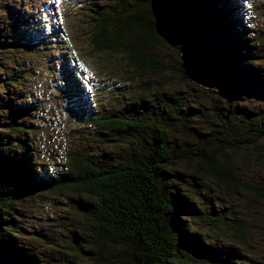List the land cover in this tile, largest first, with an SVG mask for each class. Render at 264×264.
<instances>
[{
    "label": "trees",
    "instance_id": "16d2710c",
    "mask_svg": "<svg viewBox=\"0 0 264 264\" xmlns=\"http://www.w3.org/2000/svg\"><path fill=\"white\" fill-rule=\"evenodd\" d=\"M112 2V11L99 2L91 6L85 37L93 54H120L131 74L123 81L144 80L148 93L131 112L84 119L105 133L111 154L79 148L68 154L64 172L45 176L38 154L31 155L38 122L32 120L34 105L17 89L23 73L7 74L1 62L16 51L50 46L31 16L9 8V21H0V264H264V224L260 231L252 228L264 219L258 211L255 218L243 217V206L264 209V31L248 41L249 29L228 0H185L184 27L207 32L217 51L205 88L215 106L194 124L183 114L204 116L200 100L183 106L187 100L177 90L146 86L168 70L154 55L164 42L149 0ZM8 27L21 30L11 42ZM36 74L28 68L27 81ZM69 76L63 84H77ZM209 183L219 190L214 197ZM54 198L65 201L69 221L62 215L41 231L28 227L37 203ZM226 198L239 207L218 209L216 201ZM193 217L202 220L196 218L200 230L207 222L206 233L193 228ZM27 236L29 249L20 240ZM239 245L251 250L245 253L249 263Z\"/></svg>",
    "mask_w": 264,
    "mask_h": 264
},
{
    "label": "rangeland",
    "instance_id": "374dc122",
    "mask_svg": "<svg viewBox=\"0 0 264 264\" xmlns=\"http://www.w3.org/2000/svg\"><path fill=\"white\" fill-rule=\"evenodd\" d=\"M112 1L0 0L1 22L9 21V8H14L18 13H24L23 15L31 16L35 23L31 25L37 31L43 32L42 35L46 37L45 45L50 46L49 49L39 45L36 50H28L27 48L23 52L16 51L14 52L16 56L10 54L7 61L1 62L6 73L11 69L21 70L23 73L24 82L19 84L17 89L21 90L22 95L25 94L28 97L26 103L29 106L34 105L32 106V120H36L38 124L35 123L32 129L31 139L34 141L35 149L31 155L35 158V155L38 154L39 160H41L43 167L38 169L41 176L64 172L63 166L68 164V154H72L79 148L89 150L90 147L91 152L95 154L99 151L111 154L110 148L112 149V146L108 145L112 144H108L105 133L93 128L84 122V119L95 118L110 112H131L137 108L133 104H137L139 99L143 97L142 95L148 93L143 90L144 80L136 78L133 81L131 78V81H123L122 78L131 77V74L125 67V61H120V54H116V52L114 54L106 52L93 54L87 37H85V31L89 29L88 25H90L88 14H90L91 6L99 2L105 9L112 11L115 9ZM226 5L230 9L235 7L239 10V14L235 18L237 20L240 18V25L249 29L251 36L248 37V41H253V38L257 39V33L264 31V0H228ZM26 9L27 11H25ZM39 9L44 11L45 16L43 18L38 17L41 13L38 12ZM190 29L192 28L185 30H187V35L190 32L192 35L187 40L185 39L179 47L170 48L163 41L164 45L159 46L154 51V55L164 61L169 71L167 70L165 74L156 77L155 80H149L150 82L148 81L146 86L152 90L158 88L164 91L177 90L187 100L183 106H194L197 99L200 100L202 107L206 108L204 116L197 114V117L194 118L195 112L190 111L183 114L189 117L191 115L192 118L189 119L195 124L198 120L201 122L210 115L213 112L212 107L215 106L211 96L213 92L207 91L205 88H207V79L210 75L208 73L212 69V66L208 64H216L217 51L211 46L213 40H207V32L199 33ZM19 33L21 30H13L8 27L6 36L9 39L7 40L11 42L10 38L18 36ZM260 40L264 42L262 37ZM260 45L262 44L260 43ZM31 51L36 52L38 57L33 55L24 57ZM28 68L30 71H36V79L30 78L27 81ZM69 75L74 77L73 82L77 84L71 85L70 82L63 84L65 77H70ZM139 86L142 87L141 90ZM72 88L75 90L72 91ZM184 88H187L186 94L182 92ZM67 91L69 92L67 93ZM206 186L214 189L211 193L212 197L219 191L211 183L206 184ZM242 201L241 203H243ZM216 202L218 209H222V207L232 209V205L236 208L239 207L236 205L238 200L234 199L226 198ZM207 203L210 204V202ZM64 204L65 201L60 198L41 200L33 209L32 221H28L26 225L41 231L45 223H49L59 216H66L67 221H69L68 214L64 210ZM206 207L204 205L203 209ZM243 207L246 208L244 209L246 213L243 216L245 220H248L250 216L255 218L256 215L252 214L254 211H258L261 219H264V209L262 211L253 204ZM201 209L202 207L199 210ZM226 211L220 210V212ZM196 218L193 217L195 221L193 228L199 231L197 219L201 222L202 220ZM205 220L208 221L206 217ZM253 224H255L252 227L253 230L260 231L264 222L261 224L259 221H255ZM205 228L208 229L207 222L200 231L206 233ZM58 229L55 228L53 233L56 234ZM221 234L226 235L227 233L221 232ZM217 237L221 239L219 235ZM20 240L28 249L29 246H32L30 243L32 240L29 236L20 238ZM252 241L260 242L258 239ZM252 241L249 242L252 244ZM239 246L244 254L243 259H249L250 256H246L245 253L248 252L250 255L251 250L245 245ZM246 260L244 261L247 263L248 260Z\"/></svg>",
    "mask_w": 264,
    "mask_h": 264
},
{
    "label": "water",
    "instance_id": "95a60500",
    "mask_svg": "<svg viewBox=\"0 0 264 264\" xmlns=\"http://www.w3.org/2000/svg\"><path fill=\"white\" fill-rule=\"evenodd\" d=\"M154 29L170 48H177L185 41V0H149Z\"/></svg>",
    "mask_w": 264,
    "mask_h": 264
}]
</instances>
